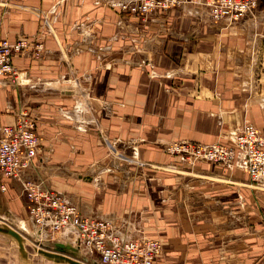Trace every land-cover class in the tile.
I'll return each instance as SVG.
<instances>
[{
	"label": "crops",
	"instance_id": "1",
	"mask_svg": "<svg viewBox=\"0 0 264 264\" xmlns=\"http://www.w3.org/2000/svg\"><path fill=\"white\" fill-rule=\"evenodd\" d=\"M118 1L0 0V39L30 42L13 59L25 81L0 78V130L25 110L40 139L23 177L121 240L158 238L153 264H264V183L164 152L227 144L245 121L264 137V0L235 23L191 4L139 18ZM1 185L0 222L100 263L72 229L50 240L19 183Z\"/></svg>",
	"mask_w": 264,
	"mask_h": 264
},
{
	"label": "built area",
	"instance_id": "2",
	"mask_svg": "<svg viewBox=\"0 0 264 264\" xmlns=\"http://www.w3.org/2000/svg\"><path fill=\"white\" fill-rule=\"evenodd\" d=\"M191 4L206 10L214 23L227 20L235 23L252 14L257 0H119V8L139 18L153 11H168ZM30 42L27 38L15 41L0 39V78L16 81L20 73L13 59L20 56ZM40 55L42 46H34ZM40 145L34 118L20 111L13 125L0 130V177L19 183L27 202L31 222L53 240L61 232L72 229L84 248L98 256L100 264H153L161 251L157 239L121 240L111 233V224L105 219L83 216L58 191L44 188L23 177L30 167ZM171 155L179 156L189 164L210 162L227 169L245 172L252 182L264 183V138L255 126L245 121L229 145L222 143L199 144L193 141L168 145ZM2 190L4 185L0 186Z\"/></svg>",
	"mask_w": 264,
	"mask_h": 264
},
{
	"label": "rangeland",
	"instance_id": "3",
	"mask_svg": "<svg viewBox=\"0 0 264 264\" xmlns=\"http://www.w3.org/2000/svg\"><path fill=\"white\" fill-rule=\"evenodd\" d=\"M4 39H7V38H4ZM19 78H20V80H19ZM16 81H18V82H20V84H22L23 81H25V79L23 77H18V80H16ZM23 111H25V110H23ZM237 131L234 132L233 134L229 135V138H230L229 143H227L225 145H229L231 143V141L233 140ZM262 137H263V135H262ZM214 143H217V142H214ZM209 144H213V143H209ZM168 145L169 144L165 145L164 152L168 155H171L167 151ZM133 153H134V150H133ZM208 163H210V162H208ZM211 164H213V163H211ZM107 169H109V168H107ZM0 223H2V222H0ZM4 224H6V223H4ZM6 225L11 227L14 231H16L18 234L21 235V237L23 239V246L27 252V258L28 259L24 260L21 258L19 251H18V244H17L15 239H13L11 236L0 233V264H69L65 260L54 258V257H48V256L40 253V251H46V252L53 251L51 248L52 246H49L50 248L47 247L49 245V244H47V242H41V243L33 242L32 238L25 235L26 233L24 231L22 232V230H20V228L18 226H16L15 224H12V225L6 224ZM37 229L42 231L38 227H37ZM23 234H24V236H23ZM150 239H157L160 242V240L156 237H150ZM160 244H161V242H160ZM161 249H162V244H161ZM86 250L88 253L95 255L94 253H91L87 248H86ZM59 254L68 258V259H72V260L78 261V262L83 263V264H88L87 261H84L83 258H81V257L80 258L74 257L71 254H61V253H59ZM160 254H161V251H160ZM160 254L158 255V257L160 256ZM60 260L63 262H61ZM99 262H100V260H99Z\"/></svg>",
	"mask_w": 264,
	"mask_h": 264
},
{
	"label": "water",
	"instance_id": "4",
	"mask_svg": "<svg viewBox=\"0 0 264 264\" xmlns=\"http://www.w3.org/2000/svg\"><path fill=\"white\" fill-rule=\"evenodd\" d=\"M0 233L5 234L8 236H11L13 239L16 240L18 244V251L22 259L27 260V252L23 246V239L20 234H18L16 231H14L11 227L7 226L4 223H0ZM53 251L51 252H46V251H40V253L48 256V257H54L58 259L65 260L66 262L70 264H83L75 260L68 259L59 253H70V252H76L77 250L71 247L70 245H63V244H55L53 246Z\"/></svg>",
	"mask_w": 264,
	"mask_h": 264
},
{
	"label": "bare ground",
	"instance_id": "5",
	"mask_svg": "<svg viewBox=\"0 0 264 264\" xmlns=\"http://www.w3.org/2000/svg\"><path fill=\"white\" fill-rule=\"evenodd\" d=\"M36 227V226H35ZM37 228V227H36ZM78 239V238H77ZM72 241V240H71ZM73 242V241H72ZM81 243V242H80ZM72 246V245H71ZM91 252V251H90ZM72 260V259H71ZM61 261V260H60ZM61 262H63V261H61ZM70 264V263H69Z\"/></svg>",
	"mask_w": 264,
	"mask_h": 264
}]
</instances>
